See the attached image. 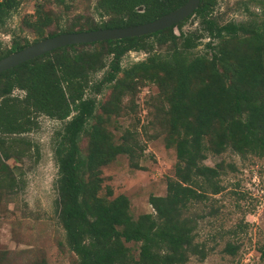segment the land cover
Returning <instances> with one entry per match:
<instances>
[{
	"label": "trees",
	"instance_id": "1",
	"mask_svg": "<svg viewBox=\"0 0 264 264\" xmlns=\"http://www.w3.org/2000/svg\"><path fill=\"white\" fill-rule=\"evenodd\" d=\"M71 1L38 0L35 17L24 22L38 36L33 42L63 32L142 24L186 0H95L99 20L88 18L47 31L52 16L42 13L41 6L52 2L66 11ZM19 4L20 0H0V25ZM216 4L217 0H200L193 12L204 24L209 54L190 53L203 38L201 32H173L191 14L139 37L59 47L0 73V201L17 185L7 161L29 157L31 151L39 157L38 147L22 135L38 127L39 114L63 121L54 146L56 206L76 264H186L191 256L203 259L206 249L196 241L197 217L190 209L224 189L222 167L204 160L209 153L227 149L264 157V8L246 22L218 23L212 16ZM28 44L13 40L3 50L0 42V58ZM155 45L168 46L162 53ZM140 50L148 53L144 59L121 66L126 52ZM103 69L101 78L94 79ZM144 80L157 87L160 134L165 146L174 148L176 161L165 193L149 195L152 211L133 218L126 195L112 197L109 186L100 193V168L119 154L138 167L132 160L137 144L129 131L115 141L106 121L120 114L123 97L134 96ZM105 85L110 92L100 102L96 95ZM14 90L21 94L14 95ZM83 136L85 154L80 147ZM130 242L136 244V255L126 245ZM237 248L227 241L223 251L232 255Z\"/></svg>",
	"mask_w": 264,
	"mask_h": 264
},
{
	"label": "rangeland",
	"instance_id": "2",
	"mask_svg": "<svg viewBox=\"0 0 264 264\" xmlns=\"http://www.w3.org/2000/svg\"><path fill=\"white\" fill-rule=\"evenodd\" d=\"M95 0H72L68 10L52 2L41 6L42 13L52 16V24L70 26L88 18L99 20L94 9ZM246 4V5H245ZM38 0H20L5 24L0 25V42L3 50L13 40L20 44L32 43L38 36L25 25V20L35 17ZM247 7V9H245ZM264 0H217L212 16L218 23L229 20L246 22L252 13L260 14ZM201 17L192 14L173 32L202 33L203 38L191 54H209L205 46L207 34ZM152 38H149L151 41ZM216 40H213V44ZM168 45L154 46L164 53ZM147 52L128 51L121 58V66L144 59ZM110 58V57H109ZM106 69V68H105ZM101 70L94 75L99 79ZM110 87L105 85L96 95L102 102L108 98ZM20 95L18 90L12 92ZM157 87L150 80L142 81L134 96L122 99L119 115H109L106 126L115 141L128 130L135 145L133 162L129 164L126 154H119L109 164L102 166L100 176L104 186L112 190V197L124 194L129 199V212L133 218L151 212L150 194L163 195L166 180L174 175L176 161L174 148L165 146L157 117ZM98 111V108H97ZM38 127L22 136L38 147L39 157L10 158L16 189L6 191L0 201V264H76L77 256L66 243L65 232L57 216V163L54 156L56 132L62 129L63 121L39 114ZM130 142V139H129ZM80 147L85 154L87 138L83 136ZM204 163L222 167L221 182L224 189L207 202L196 203L190 213L197 217L196 241L204 244L206 256L199 259L191 256L186 264H264L261 247L264 248V157L241 156L230 149L221 154L207 155ZM229 164L234 165L231 170ZM201 216V217H200ZM229 241L236 245L235 254L223 251ZM136 255V244L126 243Z\"/></svg>",
	"mask_w": 264,
	"mask_h": 264
},
{
	"label": "water",
	"instance_id": "3",
	"mask_svg": "<svg viewBox=\"0 0 264 264\" xmlns=\"http://www.w3.org/2000/svg\"><path fill=\"white\" fill-rule=\"evenodd\" d=\"M199 2L200 0H186L182 5L168 13L142 24L126 27L63 32L42 38L0 58V73L27 60L66 45L91 43L108 39H121L132 36L139 37L162 30L177 24L193 14Z\"/></svg>",
	"mask_w": 264,
	"mask_h": 264
}]
</instances>
